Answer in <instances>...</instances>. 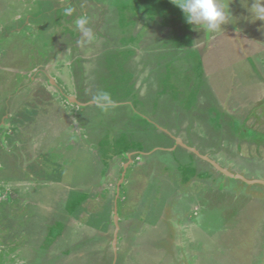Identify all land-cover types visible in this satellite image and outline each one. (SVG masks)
Masks as SVG:
<instances>
[{
  "label": "rangeland",
  "instance_id": "rangeland-1",
  "mask_svg": "<svg viewBox=\"0 0 264 264\" xmlns=\"http://www.w3.org/2000/svg\"><path fill=\"white\" fill-rule=\"evenodd\" d=\"M252 2L221 0L231 14L209 33L172 0H0V141L11 96L10 108L31 98L19 116L52 143L26 171L0 145V264H264V184L183 150L264 181ZM102 91L111 106L92 102ZM156 146L176 149L146 154ZM25 215L37 235L14 229Z\"/></svg>",
  "mask_w": 264,
  "mask_h": 264
},
{
  "label": "crops",
  "instance_id": "crops-1",
  "mask_svg": "<svg viewBox=\"0 0 264 264\" xmlns=\"http://www.w3.org/2000/svg\"><path fill=\"white\" fill-rule=\"evenodd\" d=\"M48 80H49V82L50 81L52 82V78H49ZM18 91H19L18 93H21L20 90H18ZM16 95H17V93H15L13 96H16ZM10 97L7 98L8 100L5 99V102L6 103L5 102L3 103L5 105H7L8 107L5 108V110H4L5 113L3 115L4 117H3V119H1V123L3 124L2 128H3V131L5 132L4 135H8V138L7 137L6 138H2V140L0 141V145L3 148L7 145V151H11V153H13V154L14 153H18L20 155V160L18 158H14V160L17 163V167L18 168H21L22 165H25L26 166V165H31L32 164V160H26L25 161V157L26 156H31L32 158H35L33 156H36L39 153L42 154V151H38V148H42L45 145L48 148V151H49L50 150V147L52 146V143L51 142L49 144L42 143V140H45V135L43 134V131H42L43 129L36 130V128H37L38 125H37V123H35L32 120V115L25 114V117H23V118H20L21 115L19 116V114L25 113L24 112V107H23L22 103L31 100V98H28V97L26 98L25 97L24 99H21L20 100V102L18 103V105H16L15 107L10 108L9 101H18V100H10ZM67 99L70 102L76 101V98L73 97V96H67ZM45 100H47V99H45ZM49 100H50V102L54 103L51 106V108L54 107V105L56 104L54 102V100L51 99V98H49ZM7 103H9V104H7ZM33 103H35V102H33ZM33 103L31 104V106H34L35 107L36 106V103H35V105H33ZM76 104H81V103L77 102ZM10 105L13 106V102ZM42 106H44V105L42 104ZM28 107H30V104H28ZM41 107H40V110H41ZM15 109H17V110L15 111ZM37 113H39V112H37ZM37 113H35L36 116H37ZM65 114L67 115V112L66 111H65ZM50 115H51V113L49 112V114L48 115L46 114L45 117H48ZM52 121L53 120H51V119L49 120L50 123H52ZM16 126L18 127L19 134H17L18 132L12 133V127L15 128ZM7 129H8V131H7ZM56 131H57V129H56ZM56 131L53 130V132H52V135L53 136H57L58 135L56 133ZM13 136H16V138L14 139ZM10 137H12L14 139V141H12L11 143H8V141H9L8 139ZM9 145H11V147H9ZM53 145H55V144H53ZM66 145H68V144H66ZM178 145H181V144L179 143ZM72 148L73 147L70 146V154H73ZM183 148H184L183 150L185 151V157H186L187 160H189L188 158H190V155L187 156L186 152L187 151H190V149L187 148V147H183ZM68 149H69V146L66 148V152H68ZM157 149H168V150H171L173 152L176 149V147L175 148H171V147L170 148H164L163 146H156L152 150L147 151L146 154H150V151L153 152V151H155ZM44 151L47 152V153H49L47 150H44ZM66 152H65V154H66ZM11 153H9V154H11ZM207 155H209V154H207ZM27 159H28V157H27ZM187 160H186V162L183 163V165H185V167H187L186 165L189 164V163H187L188 162ZM26 169L27 168H21V171H23V170L26 171ZM193 182L196 183V180H194ZM194 183H192V184H194ZM25 193H26V191H25ZM49 213L50 212H48V214ZM30 218H31V216H29L27 218V215H25V218H23V219H20L19 218V226L16 227V224H14V226H13L14 229L17 228V231L21 232L23 235H25L27 237H30L32 235H37L36 231H33L32 229L29 228V225L32 226V227H34V226L37 225L36 222H30V220H27V219H30ZM33 218H35V217H32V219ZM36 218H37V220H39L40 222H42L40 216H37ZM10 228H11V231H12L13 228L12 227H10Z\"/></svg>",
  "mask_w": 264,
  "mask_h": 264
},
{
  "label": "clouds",
  "instance_id": "clouds-1",
  "mask_svg": "<svg viewBox=\"0 0 264 264\" xmlns=\"http://www.w3.org/2000/svg\"><path fill=\"white\" fill-rule=\"evenodd\" d=\"M172 3L182 11L189 25L209 33L220 30L222 25L228 22L231 14L229 8L223 7L221 0H172ZM248 10L255 18L254 20L264 21V0H253ZM64 11L71 15L75 9L69 6ZM88 24L89 20L84 15L79 16L75 21L76 28L84 42H91L95 38ZM92 102L99 108H106L113 103L110 95L103 91L94 96Z\"/></svg>",
  "mask_w": 264,
  "mask_h": 264
},
{
  "label": "water",
  "instance_id": "water-1",
  "mask_svg": "<svg viewBox=\"0 0 264 264\" xmlns=\"http://www.w3.org/2000/svg\"><path fill=\"white\" fill-rule=\"evenodd\" d=\"M186 147L189 148L191 151L197 153L199 156H201L205 160H208L209 162H211L214 167H216L218 170H221L224 174H226L228 176L235 177V178H240V179L245 180V181H247L249 183L250 182L251 183H257V182H259V183H263L264 184V181L263 180H256V179L248 180V179L243 178L239 174L231 173V172L227 171L226 169L222 168L217 162H215L214 160L210 159L208 156L200 154L194 147H188V146H186Z\"/></svg>",
  "mask_w": 264,
  "mask_h": 264
}]
</instances>
